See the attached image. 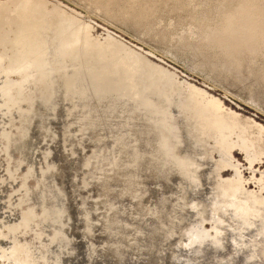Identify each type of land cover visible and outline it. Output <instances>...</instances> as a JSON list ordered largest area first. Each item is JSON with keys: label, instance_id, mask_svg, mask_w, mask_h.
<instances>
[{"label": "rangeland", "instance_id": "374dc122", "mask_svg": "<svg viewBox=\"0 0 264 264\" xmlns=\"http://www.w3.org/2000/svg\"><path fill=\"white\" fill-rule=\"evenodd\" d=\"M7 11L13 31L25 16L42 21L49 41L57 29L87 35L96 43L89 60L128 65L136 88L160 111L137 109V96L122 93L124 105L120 93L94 91L85 70L75 84H61L75 65L58 68L52 41L41 80L37 73L25 80L18 69L8 79L0 72V89L12 85L9 94L0 90V264H264V0H0V15ZM11 52L0 45V53ZM7 56L0 67L9 65ZM80 79H87L84 93ZM17 81L34 83L22 82L27 89L19 94ZM212 99L213 110L234 124L222 143L219 132L200 124L210 114L197 103ZM162 117L179 127L171 146L192 162L169 180L176 158L155 173L148 164L169 151L159 146L168 130L159 127ZM232 181L251 201L243 212L221 200L222 186Z\"/></svg>", "mask_w": 264, "mask_h": 264}, {"label": "bare ground", "instance_id": "6f19581e", "mask_svg": "<svg viewBox=\"0 0 264 264\" xmlns=\"http://www.w3.org/2000/svg\"><path fill=\"white\" fill-rule=\"evenodd\" d=\"M12 11V10H11ZM13 13V12H12ZM19 16V15H18ZM22 16V15H21ZM27 16V15H26ZM39 17V16H38ZM25 18V16H23V18H22V20H21V18H20V20H19V22L17 23V29L15 30V31H13L12 29H11V23H12V21H13V17H12V15L11 14H9L8 12H5L4 14H3V16L1 17L0 16V45L4 48V49H7L8 50V45H10V50H12V54H10V55H8L7 56V54L6 53H0V60L4 57V56H7V58H9V65L7 66V67H3L2 68V66L0 67V72H4L5 73V77H6V75H7V73H9V71H13V70H15V69H18L19 70V72L21 71V76H22V78L23 79H27V77H29V76H31V75H33V73L35 74V73H37L35 76H36V78H37V76H38V78L37 79H40L41 80V78H42V71H43V69H45V65L46 64H48L47 63V60L45 59V46H46V43L49 41L48 39H46L47 37H44L42 34H41V29H42V27H41V29H40V25H41V22H36V23H34V24H32V23H30V22H28L27 21V19L25 20L24 19ZM40 18V17H39ZM59 19V18H58ZM62 19V18H61ZM14 22V21H13ZM61 23H67V22H61ZM45 25V24H44ZM42 26V25H41ZM67 28H69V27H66L65 28V30H68ZM46 30V29H45ZM59 29H57L54 33H53V35H51L52 36V39L50 40V41H52V43L54 44V49L55 50H53V51H55V54H56V62H58V64L55 62V64H57L58 65V68H59V65L61 66H64V65H67V64H73V66L75 65V67L74 68H72V65H71V67H69V68H71L70 70H68L66 67H65V69H67V71L66 70H64V72H65V78H66V82L64 83V80H62L61 81V84L63 83L64 85L66 84V86H70V83H71V81L72 80H74V81H78V80H75V79H79L80 78V76H81V74H82V72H88V73H83L84 75H86V74H88L89 76V78L92 80L91 82H92V86H93V88L95 89L94 91H99V90H107V91H113V93L116 95V96H118V93H120L121 95H122V93H124V95H126V96H128V97H130V96H134V97H136L137 96V98H139L138 96H140V101L136 98V99H134V101H135V103H134V101H133V99H131L132 101H133V105L134 106H136V108H137V106L139 107V106H143V107H140L141 108V110L145 113V112H147V111H145L144 109H145V107L150 111V113H153V114H155L154 112H157V111H160V109L158 108V106L153 102V101H151V99L146 95V93H145V90L144 89H140V88H136V85H135V83L133 82V78H131V70L129 71V69H126V68H128L127 66H126V68H123L122 69V67L124 66V64H123V66H121L120 64H118V65H120V67H121V69H119L117 66H116V62H118V61H115V64H113L114 62H112V63H110V64H108L107 62V65H103V64H99L98 62H95V59H94V61H90L89 60V58L88 57H92V56H94L92 53H94V52H91L90 51V49H92V48H89V47H91L90 45H92L93 43L92 42H90V40H89V37H87V35H82L81 33H77V32H79L78 30H76V33L75 32H73V34H72V36H69L68 34H67V32L66 31H63V30H60V31H58ZM13 31V37H10L9 36V32H12ZM47 33V32H46ZM48 35V34H47ZM49 37V36H48ZM49 41V42H50ZM81 41V42H80ZM92 43V44H91ZM49 44H51V43H49ZM52 44V45H53ZM96 44V43H95ZM94 44V45H95ZM94 45H92L93 47H94ZM49 46V45H48ZM98 47V46H97ZM97 47H95V48H97ZM105 47V46H104ZM47 48H49V47H47ZM100 48V47H99ZM99 48H97V49H99ZM97 49H93L92 51H94V50H97ZM101 49H99V51H100ZM104 50H106V49H104ZM110 50V49H109ZM47 51V50H46ZM98 51V53H101L102 54V50H101V52H99ZM78 52H80V54L79 55H77L78 54ZM106 51H103V54L105 53ZM48 52H46V54H47ZM51 53V52H50ZM96 53V52H95ZM94 53V54H95ZM89 54H90V56H89ZM102 54V55H103ZM49 56V55H48ZM48 56H46V57H48ZM106 56V55H105ZM113 56H117V55H114L113 54ZM52 57H53V55H52ZM67 57H75V58H72V60H74L75 62H73V63H70L67 59H65V58H67ZM97 56H95V58H96ZM115 57H111V58H115ZM54 58V59H55ZM61 58H63L65 61H66V64H65V62L64 63H62V61L60 60ZM97 58H99V57H97ZM100 58H103V57H101L100 56ZM111 58H108V60H111ZM48 59H49V57H48ZM53 59V58H52ZM51 59V60H52ZM91 59V58H90ZM104 59H105V57H104ZM50 60V59H49ZM99 60V59H98ZM103 60V59H102ZM106 60V59H105ZM118 60V59H117ZM54 61V60H53ZM96 61H97V59H96ZM104 61V60H103ZM102 61V62H103ZM48 62H50V61H48ZM69 62V63H68ZM101 62V61H100ZM109 62V61H108ZM111 62V61H110ZM105 63V62H104ZM54 65V64H53ZM53 65H51V67L50 68H52L53 69ZM56 65V66H57ZM56 66H54V67H56ZM130 66V65H129ZM47 67V66H46ZM61 68V67H60ZM63 69H64V67H62ZM132 68V67H131ZM134 68H135V66H134ZM134 68H132V70L134 69ZM48 69H49V67H48ZM55 69V68H54ZM137 69H138V67H137ZM56 70V69H55ZM85 70V71H84ZM140 70V69H139ZM17 71V70H16ZM50 70H48V72H49ZM54 71V70H53ZM57 71H59V70H57ZM14 72V71H13ZM18 72V71H17ZM64 72H62V73H64ZM136 72V71H135ZM11 73V72H10ZM53 73H55V71L53 72ZM52 73V74H53ZM138 73H139V71H138ZM51 74V73H50ZM135 75V73L133 72L132 73V75ZM2 75H3V73H2ZM64 76V75H63ZM62 76V78H64ZM137 76V75H136ZM52 77V76H51ZM7 79H8V77H6ZM21 78V77H20ZM30 78V77H29ZM33 78V77H32ZM32 78H30L31 80H32ZM64 78V79H65ZM89 79V80H90ZM133 79V80H132ZM136 79V78H135ZM29 80V79H28ZM35 80V78L33 79V81ZM51 80H53V79H51ZM54 80H55V78H54ZM85 80V79H84ZM87 80V79H86ZM86 80L83 82V79H82V82L83 83H81V79H80V82L78 83V89H81L82 91H83V84L84 83H86ZM88 80V81H89ZM7 81V80H6ZM33 81H31V82H33ZM10 82V81H9ZM22 82L23 81H17V82H15L13 85L15 86V89H17L18 88V91L17 92H19V88H21V86L23 87V89H24V87H26V86H23L22 85ZM26 82H28V81H26ZM25 82V83H26ZM30 81L28 82V83H31ZM44 82V81H43ZM5 83V81L3 82V84ZM24 83V82H23ZM24 83V84H25ZM34 83V82H33ZM36 83H38V82H36ZM88 83H90V82H88ZM2 84V85H3ZM12 84V83H11ZM27 84V83H26ZM32 84V83H31ZM71 84H75L74 82L73 83H71ZM77 84V83H76ZM34 85H36L37 86V84H34ZM33 85V86H34ZM54 85V84H53ZM53 85H51V86H53ZM1 86V85H0ZM4 88H5V90H3V89H0L1 90V92H2V90H3V93L5 94V93H8L9 92V90H11V86L12 85H10L9 86V84L7 85V83H6V85L4 84ZM28 86H29V88H30V85L28 84ZM32 86V85H31ZM73 86V85H72ZM88 86V85H87ZM155 86V85H154ZM3 87V86H2ZM1 87V88H2ZM75 87V86H74ZM73 87V88H74ZM86 87V86H85ZM89 87H91V85L89 86ZM10 88V89H9ZM14 87H12V89H13ZM29 88H28V90H29ZM32 88V87H31ZM42 88V87H41ZM87 88V87H86ZM22 89V88H21ZM25 89H27V87L25 88ZM24 89V90H25ZM44 89V88H43ZM50 89V88H49ZM52 89V88H51ZM77 89V90H78ZM89 88H87V89H84V90H88ZM32 90V89H31ZM40 90V89H39ZM47 90V89H46ZM74 90H76L75 88H74ZM49 90H47V92H48ZM80 91V90H79ZM90 91H92V93L94 92L93 90H90ZM107 91H105L107 94H108V92ZM12 92V91H11ZM23 92V91H22ZM22 92H19V94L20 93H22ZM30 92V91H29ZM45 92V91H44ZM52 92V91H51ZM76 92V91H75ZM75 92H74V94H75ZM81 92V91H80ZM85 92H87V91H85ZM100 92V91H99ZM102 92V91H101ZM2 93V94H3ZM14 93H16V92H14ZM23 93H25V92H23ZM27 93V92H26ZM41 93V92H40ZM78 93V91L76 92V94ZM83 93H84V91H83ZM198 93V92H197ZM9 94V93H8ZM79 94L80 93H78V96H79ZM93 94H95V92L93 93ZM93 94H91L92 96H93ZM101 94V93H100ZM103 94H104V92H103ZM119 94V95H120ZM200 94V93H199ZM18 95V94H17ZM16 95V96H17ZM42 95V94H41ZM43 95H44V93H43ZM42 95V96H43ZM80 95H82L83 96V94L81 93ZM96 95V94H95ZM105 95V94H104ZM109 95H111V94H109ZM192 95V94H191ZM5 96V95H4ZM10 96V95H9ZM12 96V95H11ZM24 96V95H23ZM23 96L21 97V96H18V98L19 97H21L22 99H23ZM49 97H50V95H48ZM77 96V97H78ZM84 96H87V94L86 95H84ZM107 96V95H106ZM114 96V95H113ZM113 96H109L110 98L111 97H113ZM116 96H115V98H116ZM123 96V95H122ZM7 96H5V98H6ZM118 97H120V96H118ZM128 97H126L127 99L126 100H128ZM4 98V99H5ZM9 98V97H8ZM13 98V97H12ZM11 98V99H12ZM88 98V97H87ZM89 98H90V96H89ZM93 98V97H92ZM91 98V99H92ZM95 98H97V95H96V97ZM98 98H99V100H101V98L98 96ZM107 98V97H106ZM123 98H124V101H125V97L123 96ZM123 98H121V99H123ZM133 98V97H132ZM142 98V99H141ZM10 99V98H9ZM14 99V98H13ZM21 99V100H22ZM79 99V98H78ZM81 99H82V97H81ZM84 99V98H83ZM104 98H103V95H102V100H103ZM112 99V98H111ZM110 99V100H111ZM114 99V98H113ZM120 99V98H119ZM118 99V100H119ZM18 99H16V101H17ZM21 100H19V101H21ZM86 100V102H87V99H85ZM92 100H94V98L92 99ZM114 100H116V99H114ZM113 100V101H114ZM191 100V99H190ZM197 100V99H196ZM195 100V101H196ZM0 101H2L1 99H0ZM90 101V100H89ZM124 101H120V103H121V105H122V102H124ZM130 101V100H129ZM129 101H127V103L128 104H130V102ZM169 101V100H168ZM116 102H119V101H115V103ZM191 102V101H190ZM194 102V101H193ZM201 102V101H200ZM88 103V102H87ZM126 103V101L123 103L124 105H126L125 104ZM202 103H204V102H202ZM202 103H197V105L199 104V106H200V109L202 108V107H204L205 108V110H208V112L207 111H205V113H208V114H210V116L208 117L206 114H205V116L207 117L206 119H205V121H203L202 123H200V124H202L201 126H203V128H207L208 129V131H211V129H215L216 130V132H219L221 135V137L219 138L220 139V143H222V142H225V137H226V135L224 134L225 133V129L226 128H228V127H231V126H233L234 124H232V125H230L231 124V122H227L226 120H224L220 115H218L213 109H215V108H217V102L214 100V99H212V100H210V101H207L206 103V106H205V104L203 105ZM192 104V103H191ZM14 105H15V103H14ZM90 104H88V106H89ZM131 105V104H130ZM130 105H129V107H130ZM132 105V106H133ZM195 105V104H194ZM17 106V105H16ZM128 106V105H127ZM133 106V107H134ZM198 106V107H199ZM202 106V107H201ZM85 107V106H84ZM133 107H130V109L132 110V108ZM210 107H211V109H210ZM80 108V107H79ZM135 108V107H134ZM139 108V109H140ZM143 108V109H142ZM31 109V108H30ZM29 109V110H30ZM83 109V108H82ZM129 109V110H130ZM138 109V108H137ZM203 109V108H202ZM200 110V111H204V109L203 110ZM80 110V109H79ZM136 111V110H135ZM199 111V112H200ZM29 112H31V111H29ZM133 112H134V110H133ZM33 113V112H32ZM87 113V112H86ZM30 114V113H29ZM157 114H159V112L158 113H156L155 115H157ZM201 114H203V113H201ZM26 115V114H25ZM24 115V116H25ZM30 115H32V114H30ZM29 115V116H30ZM85 115V114H84ZM146 115H147V113H146ZM26 116H28V115H26ZM152 116V115H151ZM202 116H204V115H202ZM204 116V117H205ZM166 118V117H165ZM165 118L164 117H162L161 118V120H159V119H156L157 121H159V122H161L162 124H159V127H161V128H163L164 126H165V128L167 127L168 128V130L166 131L165 130V132L164 133H162V135L163 136H159V138H161V137H164V139L162 138V140H161V142H160V139H159V142L160 143H162L161 145L159 144V142H158V144H159V146H162V148H164V146L166 147V151H168L166 154L163 152L164 150H162L160 147H158V148H160L161 150H162V152L164 153L163 154V156L161 157V158H164L163 160L162 159H160V157H159V155H158V157H159V159H156V160H152V162H153V165H151L152 163H148L149 165H150V167L151 166H153V172H154V168H158V164L159 163H161V165H163L164 163H163V161H165V162H167L168 160H169V162L171 161V157L172 158H176L177 159V164L176 163H170V170H169V175H168V179L167 180H169V176H171L172 174L171 173H174V174H178V173H183V171L184 170H187V168L190 166V165H192L191 163L192 162H185V160H184V158L183 157H181L179 154H178V151L176 150V144H173L172 146H171V140H170V134L171 133H175V134H177V132H178V126L177 125H175V124H172V123H170L168 120H165ZM81 119V118H80ZM155 120V121H156ZM201 120H203V118L201 119ZM156 121V122H157ZM233 123V122H232ZM163 126V127H162ZM164 129V128H163ZM163 129H162V131H163ZM210 129V130H209ZM229 129V128H228ZM206 130V129H205ZM23 131V130H22ZM7 134V133H6ZM174 134V135H175ZM8 135V134H7ZM116 137H118V136H116ZM149 137H151L150 136V134H149ZM123 138H125V137H123ZM115 139V138H114ZM116 140H118V139H116ZM127 140V139H126ZM154 140V139H153ZM247 140V139H246ZM245 140V141H246ZM120 141V140H119ZM124 141V140H123ZM137 141V140H136ZM139 141V140H138ZM151 141V140H150ZM155 141V140H154ZM154 141H151V142H154ZM158 141V140H157ZM179 141V140H178ZM126 142V141H125ZM243 142H244V140H243ZM247 143H248V140L246 141ZM148 143V142H147ZM155 143L156 142H154L153 143V146L155 145ZM168 143H169V145H168ZM246 143V144H247ZM124 144H126V143H124ZM150 144V143H149ZM246 144H244L245 146H247ZM249 144V143H248ZM152 145V144H151ZM120 146H122V145H120ZM124 146V145H123ZM152 146V147H153ZM248 146H250V145H248ZM126 147V146H125ZM156 149V148H155ZM155 149H153V151H155ZM160 149H156V151H158V150H160ZM134 150V149H133ZM140 152H141V150H140V148L138 149ZM152 150V149H151ZM136 151H137V149H136ZM143 151V150H142ZM149 151V150H148ZM152 151V152H153ZM138 152V151H137ZM146 152H147V150H146ZM161 152V151H160ZM155 153L156 152H154L152 155L153 156H151V157H154L155 158ZM137 154V153H136ZM148 154L149 153H147L146 155V157L145 158H147L148 157ZM157 154V153H156ZM145 156V155H144ZM173 156H175V157H173ZM189 156V155H188ZM130 157V156H129ZM158 157H156V158H158ZM187 157V156H186ZM191 157V156H190ZM131 158V157H130ZM154 158H152V159H154ZM189 158V157H188ZM142 159H144V157L142 158ZM141 159V160H142ZM190 159V158H189ZM129 160V159H128ZM132 160H133V158H132ZM147 160H149V159H147ZM146 160V161H147ZM161 160H162V162H161ZM175 160V159H174ZM134 161V160H133ZM151 161V160H150ZM160 161V162H159ZM173 161V160H172ZM131 162V161H130ZM129 162V163H130ZM137 162H140V161H137ZM174 162V161H173ZM136 163V162H135ZM163 163V164H162ZM124 164V163H123ZM131 164V163H130ZM137 164V163H136ZM142 165H143V163H141ZM166 164V163H165ZM127 165V164H126ZM138 165V164H137ZM140 165V164H139ZM169 165V164H168ZM167 164L166 165H164V166H168ZM146 166H148V165H145L144 167H146ZM120 167V166H119ZM138 167V166H137ZM140 167V166H139ZM142 167V166H141ZM140 167V168H141ZM133 168V167H132ZM152 168V167H151ZM160 168V167H159ZM166 168V167H165ZM120 169V168H119ZM123 169V168H122ZM127 169V168H126ZM168 169V168H167ZM167 169H165L166 171H167ZM143 170V169H142ZM149 171H147L146 172V174L149 172V174H150V169H148ZM122 171V170H121ZM130 171H131V168H130ZM136 171V170H135ZM140 171H141V169H140ZM140 171H138V173L140 172ZM124 172V171H123ZM156 172V171H155ZM154 172V173H155ZM128 173V172H127ZM141 173H143V171L141 172ZM141 173H139V174H141ZM121 174V173H120ZM119 174V175H120ZM128 174H130V173H128ZM143 174H145V172L143 173ZM142 174V175H143ZM149 174H147V175H149ZM152 174V173H151ZM121 175H123V174H121ZM142 175H141V177H142ZM129 176V175H128ZM135 176V175H134ZM133 176V177H134ZM143 176H145V175H143ZM155 176V175H154ZM153 176V177H154ZM119 177V176H118ZM120 177H122V176H120ZM132 177V176H131ZM130 177V178H131ZM140 177V178H141ZM165 177V176H164ZM167 177V176H166ZM165 177V178H166ZM134 178H137V177H134ZM146 178H148V176L146 177ZM145 178V179H146ZM127 179V178H126ZM143 179H144V177H143ZM149 179H150V176H149ZM131 180H132V178H131ZM136 180V179H135ZM137 180H138V178H137ZM147 181H148V179H146ZM166 180V179H165ZM129 181V180H128ZM126 182V181H125ZM130 182V181H129ZM137 182V181H136ZM166 182H168V181H166ZM235 182L236 181H232V182H229V183H227V184H225V185H223L222 186V195H223V197L224 196H226V197H222L223 199H221V200H223V202H228V203H231V204H233V206H234V211H236V212H238V211H245V206H247V207H251V206H249V204L248 203H250V202H248L249 200L248 199H246V200H242L241 199V191H240V189L236 186V184H235ZM131 183H133V182H131ZM135 183V182H134ZM139 183V182H138ZM137 183V184H138ZM169 183V182H168ZM136 184V185H137ZM135 185V184H134ZM147 185V184H146ZM133 186V185H132ZM129 187V186H128ZM131 187V186H130ZM134 187V186H133ZM127 188V187H126ZM132 188V187H131ZM109 189H110V187H109ZM129 189V188H128ZM135 189V188H134ZM130 190V189H129ZM140 190V189H139ZM49 191V190H48ZM125 191H126V189H125ZM47 192V191H46ZM127 192V191H126ZM131 192V191H130ZM136 192V191H135ZM138 192V191H137ZM137 192H136V194H137ZM140 192V191H139ZM132 193V192H131ZM47 194V193H46ZM51 194V193H50ZM52 194H54L55 195V193H52ZM57 194V193H56ZM127 194V193H126ZM143 194V193H142ZM130 195V194H129ZM134 195V194H133ZM57 196V195H56ZM119 196V195H118ZM124 196H125V194H124ZM132 196V195H131ZM138 196H139V194H138ZM163 196V195H162ZM136 197V196H135ZM166 197V196H165ZM122 198V197H121ZM139 199V198H138ZM220 201V200H219ZM121 202V201H120ZM164 202V201H163ZM220 202H222V201H220ZM222 202V203H223ZM125 203V202H124ZM256 203L257 202H255V201H253L252 202V204L256 207L257 205H256ZM127 204V203H126ZM132 204V203H131ZM163 204H165V202L163 203ZM163 204H162V206H163ZM231 206V205H230ZM157 207V206H156ZM149 208V207H148ZM153 208V207H152ZM151 208V209H152ZM164 209H165V207H163ZM163 209V210H164ZM139 210V209H138ZM142 210V209H141ZM153 210V209H152ZM160 210V209H159ZM165 211V210H164ZM242 211V212H243ZM131 212V211H130ZM139 212V211H138ZM154 212V211H153ZM158 212V211H157ZM163 213H165V212H163ZM163 213H161L162 215H165V214H167V213H165V214H163ZM110 214V213H109ZM136 214V213H135ZM141 215H142V213H140ZM152 214V213H151ZM137 215V214H136ZM148 215V214H147ZM159 215H160V213H159ZM159 215H158V217H159ZM161 216V215H160ZM131 217V216H130ZM162 217V216H161ZM159 219V221L158 220H156V222H157V224H159V222L162 220L163 221V219H164V217L161 219V218H158ZM161 219V220H160ZM115 220H116V218H115ZM112 221V220H111ZM166 221V220H165ZM108 222V221H107ZM110 222V221H109ZM117 222V221H116ZM155 222V223H156ZM118 223V222H117ZM116 223V224H117ZM134 223V222H133ZM155 223H154V226H155ZM166 223V222H165ZM109 224V223H108ZM137 224V223H136ZM161 224V226H162V224H163V222L162 223H160ZM159 224V225H160ZM252 224V223H251ZM159 225H156L157 227H160ZM168 225V224H167ZM155 226V227H156ZM164 226V225H163ZM162 226V227H163ZM127 227V226H126ZM130 227V226H129ZM157 227H156V230H157ZM149 228H153L152 226L151 227H149ZM152 230V229H151ZM150 230V231H151ZM155 230V229H154ZM160 230H161V228H160ZM159 230V231H160ZM164 229H162V231H163ZM153 231V230H152ZM151 231V232H152ZM257 231H259V230H257ZM66 232V231H65ZM145 232V231H144ZM148 232H149V229H148ZM147 231L145 232V234L147 233V235H145L144 234V236L146 237V236H148L149 237V235H153L154 233H148ZM155 232V231H154ZM157 232V231H156ZM156 232H155V234H156ZM260 232H264V224L261 226V228H260ZM161 233V232H160ZM149 234V235H148ZM255 234V233H254ZM263 234V233H262ZM261 233H260V235H262ZM68 235V234H67ZM142 235V234H141ZM161 235H163V232L161 233ZM160 235V236H161ZM257 235V234H256ZM259 235V234H258ZM133 236V235H132ZM131 236V237H132ZM134 236H136V235H134ZM154 236V235H153ZM152 236V237H153ZM164 236V235H163ZM162 236V237H163ZM253 236V235H252ZM124 237V236H123ZM138 237V236H137ZM155 237V236H154ZM156 237H158V236H156ZM255 237V236H254ZM151 238V237H150ZM127 239V238H126ZM132 239V238H131ZM161 239V238H160ZM160 239L158 240L157 239V241H156V239H155V241L156 242H158V241H160ZM140 240V239H139ZM147 240V239H146ZM148 240H150L149 238H148ZM164 240V238L161 240V242ZM150 241H153L152 239L150 240ZM150 241H148V243L150 242ZM156 242L154 243V242H150L149 243V245H147V246H149L150 248H152V246L155 244L156 245ZM154 245V246H155ZM158 245H160V244H158L157 243V247H158ZM58 247H60V245L58 246ZM149 247H148V250H149ZM156 247V246H155ZM153 250H154V248H153ZM152 252H154V251H152ZM11 254V253H10ZM12 254H14V253H12ZM11 254V255H12ZM60 254V253H59ZM150 254H151V251H150ZM16 255V254H15ZM9 257H11V256H9ZM13 257H14V255H13ZM58 257V256H57Z\"/></svg>", "mask_w": 264, "mask_h": 264}, {"label": "flooded vegetation", "instance_id": "af4514ba", "mask_svg": "<svg viewBox=\"0 0 264 264\" xmlns=\"http://www.w3.org/2000/svg\"><path fill=\"white\" fill-rule=\"evenodd\" d=\"M8 12V11H7ZM4 14V13H3ZM3 14L2 15H0L1 17L3 16Z\"/></svg>", "mask_w": 264, "mask_h": 264}]
</instances>
